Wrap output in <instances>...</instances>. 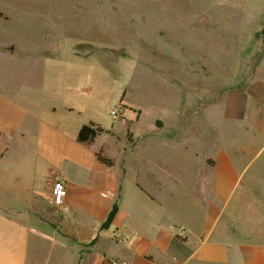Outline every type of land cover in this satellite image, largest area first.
Here are the masks:
<instances>
[{"label":"crops","instance_id":"crops-1","mask_svg":"<svg viewBox=\"0 0 264 264\" xmlns=\"http://www.w3.org/2000/svg\"><path fill=\"white\" fill-rule=\"evenodd\" d=\"M225 2L241 14L207 20L227 24L225 39L229 25H240L255 60L236 83L220 79L226 90L216 100L200 96L193 128L183 115L179 126L135 132L143 139L170 130L168 146L201 137L179 175L160 163L161 174L148 173L143 184L130 175L139 138L123 171L115 162L107 167L96 158L100 134L77 139L84 125L106 127L84 123L67 104L58 109L48 98L0 92V264H264V0ZM225 55L222 62L230 61ZM66 91L91 93L89 85ZM57 179L66 189L65 212L49 202Z\"/></svg>","mask_w":264,"mask_h":264},{"label":"rangeland","instance_id":"rangeland-1","mask_svg":"<svg viewBox=\"0 0 264 264\" xmlns=\"http://www.w3.org/2000/svg\"><path fill=\"white\" fill-rule=\"evenodd\" d=\"M240 14L225 0H0V92L48 98L79 110L84 123L96 120L106 127L101 151L123 171L137 132L179 126L183 115L193 128L200 96L214 101L226 90L221 78L236 83L246 73L256 57L246 53L240 25H229L225 39L227 24L207 20ZM85 85L89 96L66 91ZM170 135L158 129L138 139L130 167L137 181L160 175V163L169 174L188 169L201 137L168 146Z\"/></svg>","mask_w":264,"mask_h":264},{"label":"trees","instance_id":"trees-1","mask_svg":"<svg viewBox=\"0 0 264 264\" xmlns=\"http://www.w3.org/2000/svg\"><path fill=\"white\" fill-rule=\"evenodd\" d=\"M102 132H103L102 128H100L99 126L93 123H89L88 125H84L80 128L78 135H77V139L79 142L92 141L96 136H98ZM96 158L98 159L100 163H102L103 165L107 167H112L114 165V161L104 156L101 150L96 153ZM116 210H117L116 203H114L110 211L108 212L106 219L101 224V227H100L101 229H105L110 225L114 217V214L116 213Z\"/></svg>","mask_w":264,"mask_h":264},{"label":"built area","instance_id":"built-area-1","mask_svg":"<svg viewBox=\"0 0 264 264\" xmlns=\"http://www.w3.org/2000/svg\"><path fill=\"white\" fill-rule=\"evenodd\" d=\"M66 194V189L62 180H55L49 191V202L62 212L66 211V207L63 205V199ZM110 264H125L119 261H114Z\"/></svg>","mask_w":264,"mask_h":264},{"label":"water","instance_id":"water-1","mask_svg":"<svg viewBox=\"0 0 264 264\" xmlns=\"http://www.w3.org/2000/svg\"><path fill=\"white\" fill-rule=\"evenodd\" d=\"M54 57H58V55H57V49H55V51H54Z\"/></svg>","mask_w":264,"mask_h":264}]
</instances>
